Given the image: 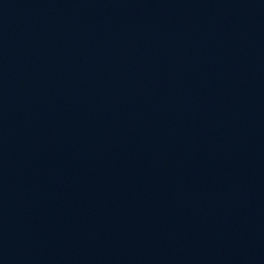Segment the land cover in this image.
Listing matches in <instances>:
<instances>
[{"label": "water", "instance_id": "95a60500", "mask_svg": "<svg viewBox=\"0 0 264 264\" xmlns=\"http://www.w3.org/2000/svg\"><path fill=\"white\" fill-rule=\"evenodd\" d=\"M0 264H264V0H0Z\"/></svg>", "mask_w": 264, "mask_h": 264}]
</instances>
